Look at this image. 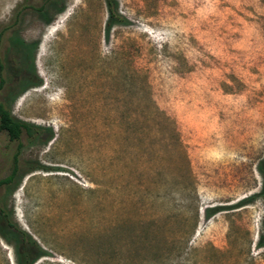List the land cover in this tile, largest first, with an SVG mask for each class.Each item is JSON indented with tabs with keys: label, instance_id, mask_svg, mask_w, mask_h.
Wrapping results in <instances>:
<instances>
[{
	"label": "rangeland",
	"instance_id": "374dc122",
	"mask_svg": "<svg viewBox=\"0 0 264 264\" xmlns=\"http://www.w3.org/2000/svg\"><path fill=\"white\" fill-rule=\"evenodd\" d=\"M46 1L0 0V101L9 35L41 79L8 104L38 132L0 131V206L32 264H264V0H116L107 29L104 0Z\"/></svg>",
	"mask_w": 264,
	"mask_h": 264
},
{
	"label": "trees",
	"instance_id": "16d2710c",
	"mask_svg": "<svg viewBox=\"0 0 264 264\" xmlns=\"http://www.w3.org/2000/svg\"><path fill=\"white\" fill-rule=\"evenodd\" d=\"M51 1L52 3L57 2V0H47L46 2ZM46 2L40 5H23L19 4L13 13V23L18 21L19 16L22 13V10L29 7L41 15L45 12ZM107 10V18L105 22V28L113 23H124L125 18L120 16L116 12V0H104ZM62 10V6L58 8ZM10 24L4 25L0 29V38L1 33H4L8 30ZM9 33H15L14 30H11ZM9 47L12 49L16 59L17 65L14 67L12 76L15 78V83L12 86L7 85L6 99L0 101V131H4L9 138V140H18L22 132L27 133L28 135H33L38 132L39 126L31 125L24 121H21L11 115L9 109V102L12 100L19 92L25 89L28 86L39 85L41 79H39L35 73L33 65V53L36 47L35 42H25L22 39L18 38L15 34L8 36ZM5 80L0 79V88L3 86ZM35 137V135H34ZM16 164L15 161L11 167L10 172L0 178V187L8 186L11 182L17 183L15 179L16 176ZM262 176V188L259 195L264 197V167L258 168ZM212 211L206 213L211 214ZM0 236L5 240L9 241L13 245L14 254H15V263L16 264H32L42 253L43 250L31 238L24 230L20 229L16 225L12 224L10 221L9 213L4 210L3 206H0ZM258 246H264V235L259 237V240L256 242Z\"/></svg>",
	"mask_w": 264,
	"mask_h": 264
}]
</instances>
